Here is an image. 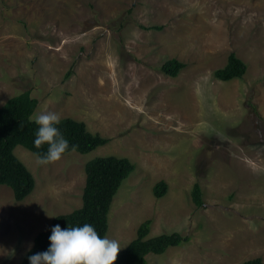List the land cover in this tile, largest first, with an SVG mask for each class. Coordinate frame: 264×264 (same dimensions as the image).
Masks as SVG:
<instances>
[{
	"label": "rangeland",
	"instance_id": "1",
	"mask_svg": "<svg viewBox=\"0 0 264 264\" xmlns=\"http://www.w3.org/2000/svg\"><path fill=\"white\" fill-rule=\"evenodd\" d=\"M231 52L248 69L224 81L215 71ZM171 58L187 64L177 77L159 69ZM27 90L35 114L85 121L110 142L45 164L16 147L36 186L17 201L0 185V264H22L55 216L80 207L87 162L109 155L136 164L109 214L117 254L152 218L148 237L190 239L147 264L264 259V0H0V107Z\"/></svg>",
	"mask_w": 264,
	"mask_h": 264
},
{
	"label": "trees",
	"instance_id": "2",
	"mask_svg": "<svg viewBox=\"0 0 264 264\" xmlns=\"http://www.w3.org/2000/svg\"><path fill=\"white\" fill-rule=\"evenodd\" d=\"M153 28L160 30L163 26L156 25ZM186 65L177 58H171L165 61L159 69L167 75L177 77ZM247 69V63L235 52H231L227 64L217 69L215 76L224 81L243 78ZM37 105V98L32 96L31 90H27L12 96L0 107V185L11 187L17 201L26 199L34 191L36 179L28 166L15 153L16 147L23 145L38 157L44 155L48 148L46 144L39 149L35 147V132L38 126L28 122V117L35 114ZM253 107L256 108V105ZM58 127L70 145L69 150L64 154L72 151L89 153L110 142V138L90 131L85 121L71 117L62 118ZM72 145H75L74 150ZM135 169L136 164L125 156H98L88 161L82 205L72 212L55 216L51 227L36 236L22 264H30L28 259L30 255L47 250L50 244L51 229L57 224L66 228L68 224L69 226H82L88 223L93 225L101 236L107 234L109 214L115 196L125 179ZM167 192L168 183L165 180L155 184L156 197L161 198ZM193 200L197 206L204 204L203 190L199 183H196L193 188ZM152 222V218L144 221L139 227L137 237L123 248L110 264H147L148 254H162L170 247L179 246L190 239L189 236H184L180 232L148 237ZM242 264H264V259L257 257L246 260Z\"/></svg>",
	"mask_w": 264,
	"mask_h": 264
},
{
	"label": "clouds",
	"instance_id": "3",
	"mask_svg": "<svg viewBox=\"0 0 264 264\" xmlns=\"http://www.w3.org/2000/svg\"><path fill=\"white\" fill-rule=\"evenodd\" d=\"M35 123L34 145L41 148L47 145V152L38 158L41 164L59 160L69 150V141L60 128L61 117L56 112L45 111L28 117ZM75 149V145L71 146ZM49 247L46 251L28 257L30 264H108L114 260L118 249L124 247L115 234L101 236L96 228L88 223L82 226L62 228L59 224L51 229Z\"/></svg>",
	"mask_w": 264,
	"mask_h": 264
}]
</instances>
